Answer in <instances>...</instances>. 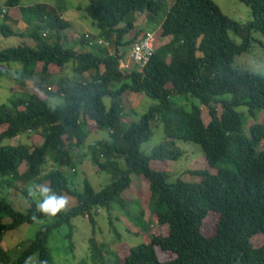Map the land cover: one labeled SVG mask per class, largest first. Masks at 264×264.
I'll use <instances>...</instances> for the list:
<instances>
[{
	"label": "trees",
	"instance_id": "16d2710c",
	"mask_svg": "<svg viewBox=\"0 0 264 264\" xmlns=\"http://www.w3.org/2000/svg\"><path fill=\"white\" fill-rule=\"evenodd\" d=\"M21 1L6 0V8L19 11L22 20L3 11L0 33L4 38L29 39L34 47L0 51V64H20L16 82L26 81L34 89L30 93L10 89L13 96L0 105V188L7 189H0V264H24L35 255L38 264H53L52 236L66 225L72 242V221L78 217L93 226L90 256L82 264H113L108 257L119 260V256L114 243L97 241L96 217L99 210L127 207L125 196L133 189V176L143 179L149 211L167 233L150 234L147 243L131 248L117 264H264V123L259 121L264 113V76L236 68L237 58L248 53L252 43H259L252 34L264 37V0H238L252 13L246 25L226 16L212 0H87V16L100 32L98 45L107 50L106 43L114 42V54L96 52L95 36L88 33L77 41L79 48L66 47L63 33L72 24L62 12L46 4L22 7ZM161 15L158 31L134 33L137 16H144L142 25H148ZM11 23L26 26V31L17 33ZM148 34L155 36L149 64L144 69H120L127 58L124 48L132 49ZM66 68L74 73L73 83L57 77L55 70ZM127 93L157 104L138 122H128L132 117L123 101ZM188 96L200 103L191 111L173 100ZM203 106L211 117L208 125ZM240 109L245 111L239 113ZM245 117L253 121L249 134ZM156 124L162 125L165 140L145 155L141 147L153 137ZM99 131L107 132L108 139L88 145L89 135ZM30 134L40 136L42 143L33 148L6 144ZM177 142L200 146L209 168L218 172L190 171L189 175L200 178L198 182L182 176L169 181L168 169L162 167L183 156ZM76 147L91 150L99 174L111 176L101 192L88 180L82 191L71 187L63 170L77 166L71 154ZM49 159L55 166L44 176ZM18 181L30 186L46 182L52 193L76 203L48 217L36 211L37 201L24 189L22 201L27 207L19 208L6 196ZM211 215L217 219L207 234L204 226ZM38 221L46 223L14 260L2 247L8 234ZM137 221L150 233L143 212ZM113 231L119 239L115 227ZM258 237L263 244L255 247L253 240Z\"/></svg>",
	"mask_w": 264,
	"mask_h": 264
},
{
	"label": "rangeland",
	"instance_id": "374dc122",
	"mask_svg": "<svg viewBox=\"0 0 264 264\" xmlns=\"http://www.w3.org/2000/svg\"><path fill=\"white\" fill-rule=\"evenodd\" d=\"M173 1V0H169ZM221 11L231 19L239 22L243 25H246L252 21L251 10L244 4L240 3L238 0H212ZM6 0H0V26L5 23V17L1 14L3 11L7 10L9 16L13 17L14 20L21 19L22 15L19 11H12L6 8ZM39 4H46L53 6L59 9L60 13L65 20L69 21L72 24V27L64 31L63 36L65 39L66 47H76L77 41L84 34H92L95 36V39L92 43L93 47H96V52H102L106 50L102 46L98 45L97 36H99V29L93 23L91 19L88 18L86 8L88 6L87 0H22V7H31ZM7 14V15H8ZM138 22V27L134 33L139 32L140 30H145V32H156L160 29L161 22L163 21V15L157 20L154 24L142 25L146 18L144 16L136 17ZM12 28L17 33H23L26 31L25 27L16 24H10ZM46 39H50V33L45 32ZM253 38L259 43H252V47L248 53L243 54L237 58L236 68L242 71L250 72L253 74H259L264 76V48L260 45V42L264 44V37L260 33H253ZM231 38L236 40V42L241 43V40L236 38L233 34H230ZM131 35L127 38L130 39ZM97 39V40H96ZM103 39V38H100ZM107 42L106 39H103ZM33 46L29 39H23L20 37H11L4 38L0 33V51H4L9 48H16L19 46ZM81 49V47H80ZM110 54L115 53L114 42H110V46L106 50ZM124 52L127 54L126 61L130 62L129 54L131 49L124 48ZM72 65V64H70ZM20 64L10 63V64H0V105L7 103V100L13 96L10 92V89L14 88L18 92H32L34 87L31 83L26 81L16 82L15 77L17 72L21 69ZM58 75L57 77H63L69 82L73 83L75 81L74 73L71 68H66L64 71L55 70ZM174 102L185 109L186 111H191L193 106H199L200 103L197 99L191 97H177L173 99ZM57 104H60L59 99L55 100ZM124 109L125 112L130 114L132 118L127 119L130 122L134 119L138 122L142 115L147 113L149 109L156 105L157 102L147 98L143 95H136L133 93H127L124 97ZM106 104H110V101L106 99ZM239 113H243L245 109L238 110ZM203 119L206 125L211 121L209 115V110L206 107H202ZM136 114V115H135ZM247 117V116H246ZM245 117V122L247 121L245 132L249 134L250 126L253 124L251 119ZM259 121L264 123V113L259 117ZM2 131V130H0ZM31 137L23 135L17 137L12 141H7L6 144L18 145L19 143L28 144L31 148L35 147L42 143L41 137L35 134H30ZM107 132L99 131L91 133L87 139V144L96 143V141L107 140ZM165 140V133L162 125L156 124L153 126V137L147 143H144L141 147L142 152L145 155H150L152 150L162 144ZM87 145V146H88ZM178 150L183 153V156L176 162H168L166 165L168 167H162V170H167L169 172V181H175L179 176L183 177V180L188 182H198L200 178L192 177L189 175L190 171L196 170H209L212 173H217V169H210L205 155L200 146L193 143H184L177 142ZM89 154V156H87ZM91 150H83L82 148H73L71 154L73 159L77 161V166L74 168H67L63 170L65 175L70 178V185L72 188L82 191L84 188V182L88 180L93 186L95 191L101 192L106 186L111 183V176L106 173H100L97 170V167L93 163V158L91 156ZM55 162L53 159H49L47 166L44 168L43 175L45 176L54 169ZM142 178L138 176H133V189L130 190L125 196L126 201L129 202L126 208L122 209L120 206H115L114 210L108 212L107 210H99L96 217L97 220V241L99 243H114V250L117 251L119 260H115V257H108V260L117 264L124 256H126L131 248L137 247L141 244L147 243L150 234H166L167 228L161 227L157 224L155 218L152 216L149 211L148 204V191L144 188L146 185L143 184ZM39 182V181H38ZM48 187V183L41 182L35 183L32 186L24 184L23 182H16L14 186L7 191V198L13 201L19 208L27 207L26 203L22 201L23 195L22 191L24 189H32L37 195L33 197L37 203L42 197L39 195L40 187ZM3 188V187H2ZM0 188V189H2ZM3 190H7L4 189ZM67 198V197H66ZM68 207L75 205L76 201L73 198H67ZM144 213V219L148 227H150V233L145 232V224L139 223L137 221L138 213ZM217 219L216 215H211L204 226V231L207 234H210L215 226V221ZM113 222V228L112 223ZM46 223V221H38L33 225H24L16 231H13L8 234L7 241L2 244V247L5 250H8L11 257L15 260L20 255V252L25 250L28 247V244L34 240L38 230ZM72 225L74 227V236L72 242L67 239L69 234L68 226H62L58 231L54 233L50 242L49 250L53 257V264H82L83 260H88L90 256V239L93 237V226L88 221L87 218L78 217L73 219ZM114 227L120 236L119 239L115 240ZM115 240V241H114ZM255 247H259L263 244L262 237H258L253 240ZM120 248V249H116ZM34 264H38V256L34 257Z\"/></svg>",
	"mask_w": 264,
	"mask_h": 264
},
{
	"label": "clouds",
	"instance_id": "9594fccd",
	"mask_svg": "<svg viewBox=\"0 0 264 264\" xmlns=\"http://www.w3.org/2000/svg\"><path fill=\"white\" fill-rule=\"evenodd\" d=\"M40 193L39 195L42 197L41 200L37 203L36 211L42 213L48 217H55L62 211H66L68 200L63 195H56L52 193L51 189L45 186H39ZM29 193L31 196L36 197V193L30 189ZM33 220H36V216L32 217ZM24 264H34V258L32 256L25 259ZM43 264V262H41Z\"/></svg>",
	"mask_w": 264,
	"mask_h": 264
},
{
	"label": "built area",
	"instance_id": "2783aa9c",
	"mask_svg": "<svg viewBox=\"0 0 264 264\" xmlns=\"http://www.w3.org/2000/svg\"><path fill=\"white\" fill-rule=\"evenodd\" d=\"M155 36L154 34H148L138 39L133 45L129 54L130 62L122 60L120 62V69H132L138 66L140 69H144L150 62L155 50ZM108 47L109 44L106 43Z\"/></svg>",
	"mask_w": 264,
	"mask_h": 264
}]
</instances>
